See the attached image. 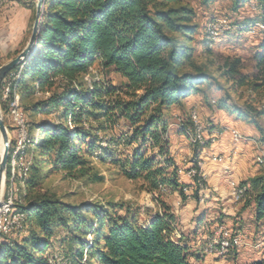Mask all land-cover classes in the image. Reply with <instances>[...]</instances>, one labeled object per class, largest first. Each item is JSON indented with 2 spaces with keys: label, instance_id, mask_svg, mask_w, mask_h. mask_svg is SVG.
<instances>
[{
  "label": "trees",
  "instance_id": "trees-1",
  "mask_svg": "<svg viewBox=\"0 0 264 264\" xmlns=\"http://www.w3.org/2000/svg\"><path fill=\"white\" fill-rule=\"evenodd\" d=\"M191 1L45 0L36 48L8 74L9 100L3 99L4 81L0 82L4 112L9 110L13 90L19 96L28 120L22 156L30 162L24 182L17 179L24 194L19 195L16 186V207L25 221L14 234L2 240L0 234V264H60V258L61 264L202 260L185 241L175 212L161 194L167 187L178 190L185 202V188L194 185L193 197L199 201L200 182L206 185L201 176L192 184L180 180L170 148L171 110L185 109L188 97L197 93L213 105L208 92L217 83L210 72L214 64L199 62L195 53L193 40L199 26ZM247 1L251 0H235L236 6ZM256 1L263 10L257 24L264 32V0ZM246 31H252L250 25ZM203 41L211 52L212 36ZM260 49L256 60L264 72V39ZM237 63L229 65L225 75L235 76ZM94 68L98 77L92 74ZM111 71L124 81L117 85L106 81L104 75ZM244 85L242 77L231 89L238 92ZM228 97L214 104L260 128L257 117H264V106L231 105ZM190 116L181 122L180 131L192 133L191 160L197 166L209 142L195 140L192 112ZM122 123L127 131L99 136ZM125 146L130 150L125 152ZM94 159L117 166L128 179L142 180L152 205L133 207L114 200L106 205L68 203L45 188L46 180L57 173L87 184L103 182L105 176ZM245 184L241 183L247 187L246 195L255 202L257 225L264 227V172ZM62 231L65 235L60 237ZM247 264H264V257Z\"/></svg>",
  "mask_w": 264,
  "mask_h": 264
},
{
  "label": "rangeland",
  "instance_id": "rangeland-1",
  "mask_svg": "<svg viewBox=\"0 0 264 264\" xmlns=\"http://www.w3.org/2000/svg\"><path fill=\"white\" fill-rule=\"evenodd\" d=\"M0 1L3 2V5L0 7L1 66L16 57L27 45L36 19L38 0ZM191 2L196 11L195 22L199 26L194 34L193 40V46L196 50L195 53L199 62L214 64L210 69V72L213 74L216 79L215 82L217 83L213 89L208 92V98L211 103L213 102V105H208V102H206L202 96H198L187 101L185 109L183 108L182 110L174 107L171 110V154L172 157L175 158L177 167L183 171L180 173L178 169L180 180L183 181L184 178L186 179V182L191 180L185 174L189 167L188 161H192L191 159L195 155L194 148L191 145V142H193L192 133L189 132L188 135L182 133L180 131V124L183 120L185 121L191 117L190 115L193 110H196L199 124L204 128L203 134L206 135V142L211 140L209 139V135H212V138L215 139L211 141V144H213L217 140V135L210 133V130L216 126L218 129L222 128L220 123H215L217 120L222 116H227L230 120L235 122L238 120L232 119L230 112L224 109L222 111V109L218 108V105L216 103L214 104L215 101L219 102L221 98L228 99V96H231L232 99L229 102L231 105L237 104L240 107H244L246 103H250L257 109L264 106V72L258 67L256 60V54L261 51L260 47L264 39V32L262 31L263 25L257 24L260 23L263 17V10L258 6V1L251 0L244 3L240 2L237 6L235 0H214L208 4H204L199 0H192ZM248 25H250L252 31H246ZM225 26H228L226 30L223 29ZM214 31L216 32V35L213 34ZM210 35H214V38L212 39L213 42H209L211 52H208L203 40L209 41ZM237 60L238 63L236 69L238 70V73L235 76L228 77V75H225L226 69H228L229 65L237 62ZM92 74L97 77L100 75L95 68L92 69ZM93 75L88 76V79L91 80ZM242 77H244L245 85L239 86V91L234 92L231 89L232 84L240 80ZM104 78L106 81H109L114 85L120 84L124 81L120 75L112 71L105 74ZM1 111L13 142L18 136V129L10 105L8 112H4L2 107ZM214 114L217 116L214 117ZM257 122L259 123L260 128H255L254 140H250L253 143V147L255 146V150L253 149L252 151L255 155L251 154L250 156L252 158L253 155V161L255 160V163L259 164L257 163L258 155H260V162L264 160V117H257ZM247 124L252 125L249 122H247ZM127 130L128 128L122 123L121 126L117 127L114 131L107 133L101 132L99 133V136H118L121 132ZM244 137L245 135H243V132L241 131H236L234 134L235 142L243 141V139H245ZM1 140L2 138L0 135V141ZM135 146L136 144H132V147ZM122 149H125V152H127V150H130V147L126 148L125 146ZM236 155L237 154L233 152L232 157ZM219 157L221 156L219 155ZM223 159L224 158H222V160ZM198 160L201 164L203 163L202 160ZM193 163L196 164V162ZM93 164L105 176L103 182L87 184L82 180L57 173L46 180L45 188L50 189L52 193L68 203L79 204L81 202H88L106 205L109 201L114 200L116 202H128L133 207L152 205L149 193L142 189V180L128 179L118 172L120 169L117 166L104 165L101 161L96 159L93 160ZM259 165H264V163ZM170 170L172 169H169V171ZM199 176L204 180V174H200ZM205 178V188L207 190L209 186L207 176ZM233 180L237 182L239 180L242 184L248 182L247 180L242 179V177H234L230 181L232 182ZM230 181L229 183H231ZM5 184H7V177ZM186 184H192V182ZM16 186L18 194H24V191L22 190L24 187L19 180H16ZM194 187V185H190V187L185 189V192L193 197ZM161 194L163 199L171 206L172 210L174 211L175 209L177 211L179 230L182 229L183 224L189 226L185 230V233L182 232L185 241L189 244L194 245V243L196 244L200 242L199 239H202V236L206 235L205 238L207 236L208 238L204 247L205 249L209 243V239L211 240L212 237L216 235V232H219L218 227H224V225L228 227L227 229L232 230V232H240V236H243L241 238L242 242L239 243V248L238 246L236 248L234 247V249L225 256L226 258L217 255H214L217 257L210 256L205 264H245L246 261L248 262V260L253 258L255 253L251 252V256H247L246 258L248 259L245 260V257L242 256L241 252H238L239 249L244 247L253 248L255 252L264 253V245H262V242H264V228H261L260 231L256 232L257 229L255 225L253 226L252 224L255 222V219L253 220V217H255L254 207H251L250 205L245 206L246 202L249 201L248 195L242 200L236 202L246 208L242 215L243 217H241L239 211H234L233 215L227 214V211H223V209H226L225 205L222 204L223 201L219 200L217 203L216 201L210 202V199L213 196L207 197L208 195L205 196V193H201V191H199V196L203 197V201H198L193 197L194 201L187 207L185 206V203L187 204V202H182L178 190L175 191L167 187V189L162 191ZM180 218H184L183 223L180 221ZM198 221L204 222H201L202 224L197 229L198 233L196 236L199 238L197 240L191 237V235L194 227H197ZM262 226L263 225L261 224L260 227ZM222 231L225 232V230ZM22 233L23 232H21V234ZM64 235L65 232L62 231L60 237H63ZM230 236L233 235L230 234ZM205 238L203 240H205ZM88 239H90V237H88ZM193 250H195L194 246ZM205 254L209 255L207 253ZM59 260V263L61 264L63 262L62 258ZM194 261L195 260H193V262ZM194 264H196V262H194Z\"/></svg>",
  "mask_w": 264,
  "mask_h": 264
},
{
  "label": "crops",
  "instance_id": "crops-1",
  "mask_svg": "<svg viewBox=\"0 0 264 264\" xmlns=\"http://www.w3.org/2000/svg\"><path fill=\"white\" fill-rule=\"evenodd\" d=\"M198 96H202V98H204V96L201 93H197V94H193V95L189 96L187 101H189L190 99H193L195 97H198ZM222 111H223V109H222ZM216 116L217 115H215L214 117H216ZM230 116L232 117V119H234V120L238 119V120L235 122L233 120H230V118L227 116H224V117L222 116L219 120H217L215 123H220L222 128L218 129L216 126L210 130V133L217 135L216 142H214L213 144H210L209 146H207L205 149H203L200 152L199 158H201L200 160L204 161L203 171H204V174L207 176V182L209 185L208 189L201 191V193L204 192L205 196L208 195L207 197L213 196L210 199V202L216 201V203H217L219 200L223 201L222 204L225 205V207H226V209H223V211H227L226 212L227 214L233 215L234 211H239L241 213L240 216L243 217L242 215L244 214L246 208H244V206L239 205L238 203H236L233 200V198H232V197H234L233 194L231 197L229 181L231 179H233L234 177H242V179L249 181L254 176L264 172V165L256 164L255 160L253 161V155H255V153L253 154L252 151H253V149L255 150V146L253 147V143L250 140H252L255 137L254 136L255 135L254 134L255 128H256L255 125H250V124H247V123L241 121L242 119L238 118L236 115L231 114ZM229 128H234L232 133L229 131ZM236 131L243 132V135H245V137H244L245 139H243V141L235 142L234 134ZM248 137L251 139H249ZM233 152H235V154H237L234 157H232ZM251 154H253L252 158L250 156ZM256 154H257V152H256ZM219 155H223V156L219 157ZM259 156L260 155L257 156V161L259 163L263 164L264 160L262 162H260ZM222 158H224V159L222 160ZM263 158H264V155H263ZM188 162H189V166H192L194 164L192 161H188ZM180 170H182V169H180ZM185 180L186 179L183 178V182H185V183H191L192 182V180H188L187 182ZM185 189H187V188H185ZM187 195H188V198L186 200L187 204L184 202L186 207L190 206V204L194 201L193 197L190 194H187ZM249 199H250L249 200L250 202L249 201L246 202L245 206L250 205L251 207H254V214H255V202L250 197H249ZM201 201H203V197L201 198ZM212 204H213V202H212ZM174 211H175V214L177 216L178 215L177 211L175 209H174ZM177 218H178V216H177ZM183 220H184V218H180V221L182 223H183ZM253 220L255 222H253L252 224H253V226L255 225V227L257 229L256 232L260 231L261 228H264L263 226L260 227V225H261L260 223H259V225H257L256 214H255V217H253ZM201 222L203 223L204 221H198L197 222V227L196 226L194 227L192 235H191V237H193L194 239H197V240L199 239L196 236L198 233L197 229L202 224ZM188 227H189L188 225L186 226L183 224L181 231L185 233V230ZM205 236L206 235H203L202 239H199L200 242H198L196 244L194 243V245L188 243L189 246L192 248V250H193V246H194L195 250L199 254H201V256H202V260H200V261L192 259V260H195L194 262H196V264H205L208 261L210 256L217 257V256H214L215 254L206 255L205 254L206 252L204 253L205 249L203 251V248L206 245V243H207L206 241L208 238V236L206 238H205ZM204 238H205V240H203ZM209 241H210V239H209ZM262 245H264V242H262ZM195 250H193V251H195ZM238 252H241L242 256L245 257L244 258L245 260L248 259V258H246L247 256H251V252L256 254V255L254 254V256L251 260H248V262L246 261L245 264L252 262V261H255V260H259V259L264 257V253L257 252V251L255 252V250L253 248H249V247L241 248V249H239ZM224 258H226V257H224Z\"/></svg>",
  "mask_w": 264,
  "mask_h": 264
},
{
  "label": "bare ground",
  "instance_id": "bare-ground-1",
  "mask_svg": "<svg viewBox=\"0 0 264 264\" xmlns=\"http://www.w3.org/2000/svg\"><path fill=\"white\" fill-rule=\"evenodd\" d=\"M227 28L228 27H224L223 29L226 30ZM213 34L216 35V32L214 31ZM214 35H211L212 39L214 38ZM11 85H12V80L7 79L8 100L11 94ZM9 102H10L9 105L13 118L17 125L18 136L16 140L11 143L10 152H9L10 161L8 167L10 168L9 169L10 174L8 175L7 173V184H4V189L0 202V234H1V227L2 228L12 227L14 220H17V225L16 227L12 228V232H17L21 230L23 227L25 221V214L20 212L16 207V203L18 202V197L16 194V180L20 179L22 183L24 182L25 170L30 165V162L26 160L24 156H22V151L25 147V142L28 139V120L21 110L20 99L16 91L13 90V97L10 99ZM18 113H19V120H18ZM192 118H193V111H192ZM19 124H22L20 137H19ZM195 125L197 129L195 132V140L199 141L200 132L203 134L204 128L202 125L199 124L197 114H196ZM199 142L201 144L205 143V141H199ZM3 153H4V144H3V140H1L0 159L3 156ZM200 164L201 163H199V165ZM199 175L200 174H195L193 176V180L196 176ZM231 183H238V182L233 180ZM246 191H247V187L242 186L240 184V188L232 189V194L237 199H243L246 195ZM241 242L242 241L240 238L239 243ZM209 243L211 244V246L228 248V249H212V254H215L219 257L226 256L227 254L230 253L231 250L234 249V247L236 248L238 246V240H234V236H230L227 230H225V232L222 230L216 232V235L212 237ZM207 251H208V245L205 248L206 253Z\"/></svg>",
  "mask_w": 264,
  "mask_h": 264
},
{
  "label": "water",
  "instance_id": "water-1",
  "mask_svg": "<svg viewBox=\"0 0 264 264\" xmlns=\"http://www.w3.org/2000/svg\"><path fill=\"white\" fill-rule=\"evenodd\" d=\"M44 3L45 0H38L36 8V19L34 22L33 30L30 39L25 48L13 59L7 61L0 66V82L19 64L24 62L35 50L36 44L40 38V32L44 16ZM0 135L4 144V153L0 159V202L4 189L5 180L7 177V167L9 160V152L12 143L8 126L2 115L0 107Z\"/></svg>",
  "mask_w": 264,
  "mask_h": 264
},
{
  "label": "built area",
  "instance_id": "built-area-1",
  "mask_svg": "<svg viewBox=\"0 0 264 264\" xmlns=\"http://www.w3.org/2000/svg\"><path fill=\"white\" fill-rule=\"evenodd\" d=\"M3 5V2L0 1V7ZM225 27H228V26H225ZM212 28V27H211ZM11 75H7L3 81H4V85H3V90H4V95H3V99L4 100H8V87H7V77H10ZM18 120H19V113H18ZM195 120H196V112L195 110H193V127H192V130H197L196 127H195ZM21 127H22V124H19V137H20V132H21ZM230 132L232 133L234 128H229ZM206 135L202 134L200 132V140L199 141H206ZM209 139L211 140H215L214 138H212V135H209ZM211 140H209V145L211 144ZM233 154V153H232ZM220 156H223V155H220ZM225 157V156H224ZM203 164H204V161L202 164L198 165V166H189L185 172V174L191 179L193 180V176L195 174H204V171H203ZM180 173H182L183 171L182 170H179ZM205 174H204V180L206 179L205 178ZM229 186H230V195L232 197V189H236V188H240V181L238 180V183H229ZM206 186L203 185V183L201 182L200 183V190L199 191H203V190H206L205 188ZM202 197H200V200H201ZM233 200L235 202H238L240 201L241 199H237L235 197H232ZM199 200V201H200ZM6 204V202H5ZM17 225V220H14L13 222V225L12 227L10 228H2L1 227V240L7 236V235H10L12 234V228L13 227H16ZM220 230H227V232H229V234L233 235L234 236V240H238V248H239V241H240V238H242L243 236H240V232H232V230H229L227 229V226L224 225V227H218V231ZM212 249H228V248H224V247H219V246H211L210 243H208V251L207 253L209 255H212Z\"/></svg>",
  "mask_w": 264,
  "mask_h": 264
}]
</instances>
